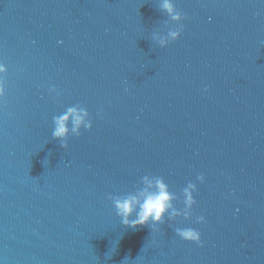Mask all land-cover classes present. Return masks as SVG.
I'll return each mask as SVG.
<instances>
[{
	"label": "water",
	"instance_id": "obj_1",
	"mask_svg": "<svg viewBox=\"0 0 264 264\" xmlns=\"http://www.w3.org/2000/svg\"><path fill=\"white\" fill-rule=\"evenodd\" d=\"M168 2L0 0V264H264V0ZM145 176L178 214L131 228Z\"/></svg>",
	"mask_w": 264,
	"mask_h": 264
},
{
	"label": "clouds",
	"instance_id": "obj_2",
	"mask_svg": "<svg viewBox=\"0 0 264 264\" xmlns=\"http://www.w3.org/2000/svg\"><path fill=\"white\" fill-rule=\"evenodd\" d=\"M165 11L169 14L173 13V7L165 0L163 5ZM180 18L179 14L172 15V19L178 20ZM170 32L169 35L173 40H176L180 31ZM163 43V41L161 42ZM264 44V41L261 42ZM7 71L5 65L0 62V77ZM5 87L4 80L0 78V97L4 96ZM88 112L86 109L70 107L66 110L65 113L54 117V129L52 131L53 138H58L63 141L66 137L69 129V121L72 124V132H77L81 125L85 129H90L92 123L90 120H86ZM61 147H66V144L62 143ZM197 179L203 183L204 176L199 175ZM142 183L146 185L145 188L141 189L137 194L128 195L123 198H113L112 204L116 210V215L120 217L122 224L125 226L135 228L137 226H143L151 222L153 225L163 221L166 213H169V218L177 215L178 213L173 209L171 201L175 198L172 193L167 189V185L163 182L162 179L157 178L155 183L149 180L147 176L142 178ZM196 190V186L192 183H189L187 187L184 188L183 194L185 197V204L188 208L195 203L192 192ZM135 212V219H129L132 214ZM188 213H185L187 217ZM198 223H204V217H197ZM176 235L182 240L190 241L196 243L197 245L201 244L200 233L192 228H177Z\"/></svg>",
	"mask_w": 264,
	"mask_h": 264
}]
</instances>
